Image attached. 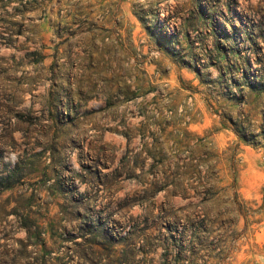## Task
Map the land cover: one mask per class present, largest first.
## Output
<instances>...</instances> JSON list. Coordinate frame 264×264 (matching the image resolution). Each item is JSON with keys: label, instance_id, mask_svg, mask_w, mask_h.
Segmentation results:
<instances>
[{"label": "rangeland", "instance_id": "374dc122", "mask_svg": "<svg viewBox=\"0 0 264 264\" xmlns=\"http://www.w3.org/2000/svg\"><path fill=\"white\" fill-rule=\"evenodd\" d=\"M0 264H264V0H0Z\"/></svg>", "mask_w": 264, "mask_h": 264}, {"label": "trees", "instance_id": "16d2710c", "mask_svg": "<svg viewBox=\"0 0 264 264\" xmlns=\"http://www.w3.org/2000/svg\"><path fill=\"white\" fill-rule=\"evenodd\" d=\"M30 235V234H29Z\"/></svg>", "mask_w": 264, "mask_h": 264}]
</instances>
